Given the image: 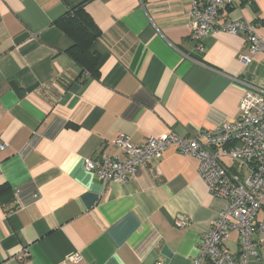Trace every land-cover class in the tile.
I'll use <instances>...</instances> for the list:
<instances>
[{
    "label": "crops",
    "instance_id": "crops-1",
    "mask_svg": "<svg viewBox=\"0 0 264 264\" xmlns=\"http://www.w3.org/2000/svg\"><path fill=\"white\" fill-rule=\"evenodd\" d=\"M193 1L0 0V264H195L226 203L209 192L198 158L172 146L127 183L84 165L123 156L122 136L141 144L232 123L246 91L239 79L264 86V53L239 60L244 33L216 31L196 51ZM82 2L101 29L97 76L71 57L74 41L56 23ZM238 18L264 39V0L220 10V22ZM179 216L190 224L176 226ZM224 247L240 251L238 231ZM257 249L249 264H264ZM76 253L80 261L68 260Z\"/></svg>",
    "mask_w": 264,
    "mask_h": 264
},
{
    "label": "built area",
    "instance_id": "built-area-1",
    "mask_svg": "<svg viewBox=\"0 0 264 264\" xmlns=\"http://www.w3.org/2000/svg\"><path fill=\"white\" fill-rule=\"evenodd\" d=\"M239 0H194L189 11L191 31L198 53L205 49L204 40L216 31L244 33L245 51L239 60L248 66L255 56L264 53V39L245 19L219 21L220 10L226 5H238ZM246 91L239 104V116L232 123L195 135H182L170 130L135 144L129 137H119L121 155H100L85 160V168L101 181L127 183L136 169L175 146L185 155L199 159V172L209 192L226 200L223 210L202 235L195 264H249L250 256L258 259V247L264 245V216L256 222L264 209V86L239 79ZM1 142V137H0ZM224 158H231L238 170L234 171ZM178 227L190 224L188 217L174 219ZM238 231L240 251L224 247L230 233ZM28 256L26 250L23 254ZM68 260L78 262L79 253ZM154 264H164L157 261Z\"/></svg>",
    "mask_w": 264,
    "mask_h": 264
},
{
    "label": "trees",
    "instance_id": "trees-1",
    "mask_svg": "<svg viewBox=\"0 0 264 264\" xmlns=\"http://www.w3.org/2000/svg\"><path fill=\"white\" fill-rule=\"evenodd\" d=\"M85 4L86 2L80 3L62 15L56 23L74 41L72 47L68 50L71 57L82 67L83 72L97 76L99 74L100 55L97 52L91 51V47L100 36L101 29L86 10Z\"/></svg>",
    "mask_w": 264,
    "mask_h": 264
}]
</instances>
